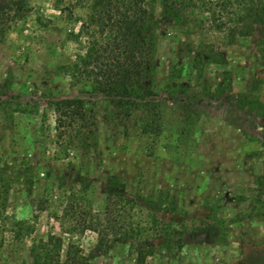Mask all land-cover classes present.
I'll return each instance as SVG.
<instances>
[{
    "label": "rangeland",
    "instance_id": "rangeland-1",
    "mask_svg": "<svg viewBox=\"0 0 264 264\" xmlns=\"http://www.w3.org/2000/svg\"><path fill=\"white\" fill-rule=\"evenodd\" d=\"M27 1L0 42V264H35L51 235L59 264L70 244L80 264H136L137 245L155 250L142 264H264V28L232 41L218 15L195 9L187 31L157 7L160 118H138L60 69L90 41L80 0ZM75 97L94 103L88 148L56 129L51 101ZM110 175L125 188L122 231L139 235H110L105 251L80 214L104 217Z\"/></svg>",
    "mask_w": 264,
    "mask_h": 264
},
{
    "label": "trees",
    "instance_id": "trees-1",
    "mask_svg": "<svg viewBox=\"0 0 264 264\" xmlns=\"http://www.w3.org/2000/svg\"><path fill=\"white\" fill-rule=\"evenodd\" d=\"M80 4L88 10L83 31L90 41L78 60L60 69L70 75L74 85L82 84L89 87L90 93L107 98L117 109L116 114L121 112L123 116H130L138 113V118H160V102L155 88L161 18H168L188 31L192 29L190 16L195 9L202 8L212 17L218 15L225 19L232 41L237 37L251 36L257 27L264 28V0H80ZM157 7L161 18H158ZM29 12L27 0H0V42L4 41L10 26ZM189 51L192 53L193 48ZM90 104L94 105L91 100L80 97L51 101L57 131L75 130L84 148L97 144L96 116L91 112ZM260 114L264 116V113ZM258 184L264 194V174L258 178ZM86 188L87 185L83 189ZM124 190L120 179L110 175L105 186L104 217L89 215L88 218L80 214L81 222L97 232L101 250L111 249L108 244L110 235L123 233L125 238L139 235L131 222L129 228L122 231L127 219ZM70 207L75 210L74 204L71 203ZM181 245L180 238L178 248ZM61 247V237L49 236L43 246L32 248L35 264H59ZM71 248L70 244L66 263L80 264L81 260L71 257ZM167 250L172 251V248L169 246ZM134 252L136 264H142L147 257L154 255L155 250L137 245Z\"/></svg>",
    "mask_w": 264,
    "mask_h": 264
}]
</instances>
